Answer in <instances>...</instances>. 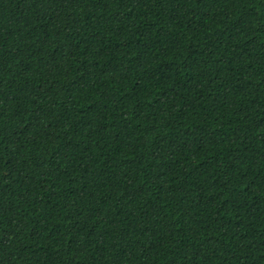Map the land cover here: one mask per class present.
Segmentation results:
<instances>
[{
    "label": "trees",
    "instance_id": "trees-1",
    "mask_svg": "<svg viewBox=\"0 0 264 264\" xmlns=\"http://www.w3.org/2000/svg\"><path fill=\"white\" fill-rule=\"evenodd\" d=\"M0 264H264V0H0Z\"/></svg>",
    "mask_w": 264,
    "mask_h": 264
}]
</instances>
